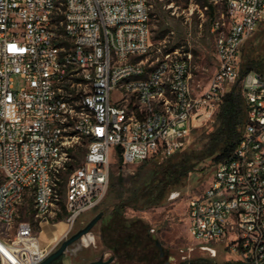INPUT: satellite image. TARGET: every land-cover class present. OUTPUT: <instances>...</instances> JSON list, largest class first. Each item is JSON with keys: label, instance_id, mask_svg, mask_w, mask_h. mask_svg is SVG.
Wrapping results in <instances>:
<instances>
[{"label": "built area", "instance_id": "obj_1", "mask_svg": "<svg viewBox=\"0 0 264 264\" xmlns=\"http://www.w3.org/2000/svg\"><path fill=\"white\" fill-rule=\"evenodd\" d=\"M220 3L216 71L197 91L192 51L154 46L150 0H0V224L14 228L0 236V264H38L68 238L106 197L113 151L125 165L169 157L213 118L264 19V0H209L206 9ZM241 82L242 136L189 200V233L264 264V72ZM28 199L32 219H18ZM52 218L66 229L42 246Z\"/></svg>", "mask_w": 264, "mask_h": 264}, {"label": "rangeland", "instance_id": "obj_2", "mask_svg": "<svg viewBox=\"0 0 264 264\" xmlns=\"http://www.w3.org/2000/svg\"><path fill=\"white\" fill-rule=\"evenodd\" d=\"M208 4L209 0H150L151 38L154 46L158 47L162 42L166 48L177 45L192 51V84L197 91L207 86L217 66L211 18L224 7L220 3L214 8L215 11L211 12L210 8L206 9ZM248 57L264 63V19L242 45L241 61H246ZM15 82L17 88L23 85L19 76H15ZM218 111L219 109L207 124L192 129L177 155L190 151L205 131L213 129ZM83 152L82 149L76 151L77 161H74V164L80 162ZM167 160L168 157H151L125 165L113 151L110 186L106 197L99 207L86 212L78 219L67 237L85 226L101 211L103 205L112 209L117 204L125 205V217L141 221L137 225L141 233L138 232L139 236L136 238L133 236L129 243V252H124V249L115 250V244H121L119 239L122 232L118 229L106 230L99 223L90 234L83 237L84 245L79 243L71 247L67 253L66 264H87L102 256L107 259L111 255H114L115 259L110 264H244L241 255L231 250L226 242L205 244L189 233L188 203L193 196L203 193L208 187L216 167L212 158L201 161L182 183L168 184L164 191L155 184L151 189L144 187L143 182L151 173L152 180L158 181L159 177L154 171L162 169ZM120 176L124 178L122 184L118 182ZM162 191L165 195L163 200L159 198ZM31 212V201L28 199L20 207L18 219H32ZM58 220L59 218H52L49 223H43L48 235L41 232V226L37 225V231L41 232V241L46 240L45 246L53 245L63 236L66 229L65 220H61L58 226L53 225L54 221ZM13 230L14 228L0 224V236L3 238L10 237ZM157 240L162 244L161 249L157 246Z\"/></svg>", "mask_w": 264, "mask_h": 264}, {"label": "trees", "instance_id": "obj_3", "mask_svg": "<svg viewBox=\"0 0 264 264\" xmlns=\"http://www.w3.org/2000/svg\"><path fill=\"white\" fill-rule=\"evenodd\" d=\"M175 47L178 46H172L170 49H174ZM263 69L264 63L258 59L248 57L246 61H241L240 78L225 95L217 113L213 129L205 131L190 151H186L180 155H177L180 152L177 151L175 154L169 156L168 162L163 168L154 171V174L159 177L158 181L152 180L153 173H151L144 180L143 186L151 189L155 184L160 190L163 189L164 191L168 184L176 185L182 183L188 173L195 169L201 161L212 158L216 165L218 162L230 157L240 141L247 117V103L242 91L241 80L247 73L251 71H262ZM123 181L124 178L120 176L118 182L122 184ZM159 196L163 200L165 197L164 192ZM162 202L159 201V203ZM156 203L158 202L156 201ZM124 210L125 205L122 204H117L112 209H109L107 205H103L101 211H104V216L99 223L106 230H120L122 232L119 239L121 244H115L114 249H124V252H129L131 247L129 243L133 236L136 238L141 233L137 229V225L141 221L136 218L125 217Z\"/></svg>", "mask_w": 264, "mask_h": 264}, {"label": "water", "instance_id": "obj_4", "mask_svg": "<svg viewBox=\"0 0 264 264\" xmlns=\"http://www.w3.org/2000/svg\"><path fill=\"white\" fill-rule=\"evenodd\" d=\"M104 216V211H100L95 214L85 226L78 229L68 238L61 241L60 245L52 250L46 257L38 264H66L67 253L72 246L78 245L81 239L92 232L93 228L99 223ZM157 246L161 249L162 244L159 240L156 241ZM115 256L111 255L107 259L102 256L97 260L90 261L87 264H110L114 261Z\"/></svg>", "mask_w": 264, "mask_h": 264}, {"label": "bare ground", "instance_id": "obj_5", "mask_svg": "<svg viewBox=\"0 0 264 264\" xmlns=\"http://www.w3.org/2000/svg\"><path fill=\"white\" fill-rule=\"evenodd\" d=\"M62 225H63V224H62ZM60 228H61V227H60ZM80 244H81V245H84V244H85V239H84V238L81 239Z\"/></svg>", "mask_w": 264, "mask_h": 264}, {"label": "crops", "instance_id": "obj_6", "mask_svg": "<svg viewBox=\"0 0 264 264\" xmlns=\"http://www.w3.org/2000/svg\"><path fill=\"white\" fill-rule=\"evenodd\" d=\"M45 242H46L45 239L43 241H41L42 246H45Z\"/></svg>", "mask_w": 264, "mask_h": 264}]
</instances>
